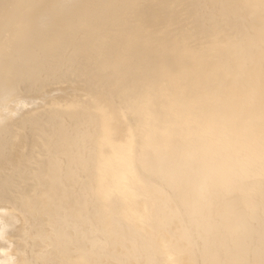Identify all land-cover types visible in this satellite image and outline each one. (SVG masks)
Instances as JSON below:
<instances>
[{"label": "bare ground", "instance_id": "1", "mask_svg": "<svg viewBox=\"0 0 264 264\" xmlns=\"http://www.w3.org/2000/svg\"><path fill=\"white\" fill-rule=\"evenodd\" d=\"M0 264H264V0H0Z\"/></svg>", "mask_w": 264, "mask_h": 264}]
</instances>
